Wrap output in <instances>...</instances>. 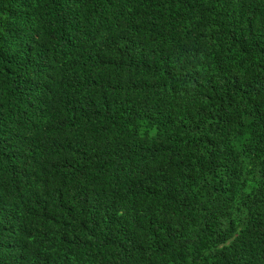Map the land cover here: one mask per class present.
I'll use <instances>...</instances> for the list:
<instances>
[{
    "label": "trees",
    "instance_id": "16d2710c",
    "mask_svg": "<svg viewBox=\"0 0 264 264\" xmlns=\"http://www.w3.org/2000/svg\"><path fill=\"white\" fill-rule=\"evenodd\" d=\"M0 264H264V0H0Z\"/></svg>",
    "mask_w": 264,
    "mask_h": 264
}]
</instances>
